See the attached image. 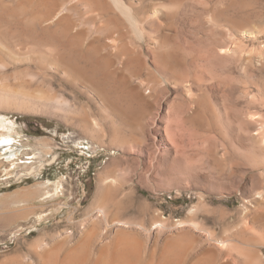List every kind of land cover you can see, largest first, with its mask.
<instances>
[{
	"label": "rangeland",
	"instance_id": "1",
	"mask_svg": "<svg viewBox=\"0 0 264 264\" xmlns=\"http://www.w3.org/2000/svg\"><path fill=\"white\" fill-rule=\"evenodd\" d=\"M91 1L54 22L62 3L0 0V264H264V0ZM97 200L135 228L94 223Z\"/></svg>",
	"mask_w": 264,
	"mask_h": 264
},
{
	"label": "bare ground",
	"instance_id": "2",
	"mask_svg": "<svg viewBox=\"0 0 264 264\" xmlns=\"http://www.w3.org/2000/svg\"><path fill=\"white\" fill-rule=\"evenodd\" d=\"M29 1H31L32 3H35L36 5L37 4H40V5H44V6H46L49 10H54V8L55 7H57L59 4H61L62 3V5L60 6L61 7V9L57 12V14L52 18V20L54 21V22H57V21H66L67 19H69V14H71L70 12L71 11H73L74 12V10H75V8H78L77 6L79 5V4H86L87 5V8H88V10H90L91 12L90 13H92L93 15H94V10L96 11L97 10V5H95L91 0H89V1H91V2H89V1H87V0H70V1H68V2H66V0H29ZM95 1V0H94ZM99 1V0H98ZM103 1H105V2H110L111 4H113L112 6H114L115 8H116V10L119 12V15H121V16H123V17H125V18H127V19H130V20H132L133 19V6H132V8L131 7H129L128 5H126L122 0H103ZM25 2V1H24ZM73 2V3H72ZM74 2H77V4H75ZM100 2H102V1H100ZM104 2V3H105ZM75 4V5H72V4ZM97 3V2H96ZM100 4V3H99ZM102 4V3H101ZM100 4V5H101ZM111 4H108L107 3V5L109 6L110 5V7H112L111 6ZM35 5V6H36ZM106 5V4H105ZM43 6V7H44ZM102 6V5H101ZM99 7V6H98ZM103 7V6H102ZM114 7H112V8H114ZM165 7V6H164ZM86 8V9H87ZM160 8V7H159ZM59 9V8H58ZM80 9V8H79ZM78 9V10H79ZM93 9V10H92ZM160 9H162V8H160ZM167 9V8H166ZM77 10V11H78ZM98 10H99V8H98ZM156 10H158V9H156ZM164 10V9H163ZM168 10V9H167ZM47 11V10H46ZM93 11V12H92ZM105 11V10H104ZM108 11V10H107ZM135 11H137V9L135 10ZM166 11V10H165ZM183 11V10H182ZM52 12V11H51ZM55 12V11H54ZM53 12V13H54ZM73 12H72V14H73ZM115 12V11H114ZM156 12H159V11H156ZM170 12V11H169ZM116 13V12H115ZM164 13H166V12H164ZM52 14V13H51ZM167 14V13H166ZM181 14H184V13H181ZM41 15V14H40ZM45 15H47V14H45ZM168 15V14H167ZM36 16H38V15H36ZM102 16V15H101ZM114 16V15H113ZM183 16V15H182ZM39 17V16H38ZM45 17V16H44ZM117 17V16H116ZM135 17V16H134ZM139 17V16H138ZM180 17V16H179ZM117 18H119V17H117ZM150 18V17H149ZM153 18V17H152ZM151 18V19H152ZM183 18V17H182ZM47 19V18H46ZM81 19H82V17H81ZM121 19V18H120ZM119 19V20H120ZM136 19V18H135ZM143 19H145V18H143ZM157 19V18H156ZM51 20V21H52ZM117 20V19H116ZM140 20V19H139ZM147 20H148V18H147ZM150 20V19H149ZM148 20V21H149ZM50 21V22H51ZM82 21V20H81ZM125 21V20H124ZM136 21V20H135ZM147 21V22H148ZM144 22H146V20L144 21ZM144 22H142V23H144ZM49 23V22H48ZM75 23V22H74ZM136 23H137V21H136ZM140 23V22H139ZM72 24V23H71ZM137 26H138V24H137ZM71 29V28H70ZM141 29V28H140ZM143 29V28H142ZM141 29V30H142ZM101 30L102 29H100V31H99V33L101 32ZM139 31V30H138ZM94 32V31H93ZM142 32V31H141ZM95 34V33H94ZM145 36H146V34L144 35V37L143 38H145ZM151 38V37H150ZM149 39V38H148ZM96 40H98V38L96 39ZM118 40V39H117ZM150 40V39H149ZM177 40V39H176ZM203 41V40H202ZM95 42V41H94ZM150 42V41H149ZM118 41H116V40H114V39H111V40H109V43H106V44H108L106 47L107 48H105V50H107V52L114 58V60L115 61H117L118 62V64L119 65H121V67L122 66H126V64H125V62L126 61H128V60H126V61H124L123 62V59H121V56L122 55H120L121 54V52H120V49H119V46H118ZM198 43H202L201 41H199ZM89 44V43H88ZM93 44H95V43H93ZM199 46H200V44H198ZM213 45V44H212ZM92 47V46H91ZM98 47V46H97ZM103 47V46H102ZM177 47V46H176ZM207 47V46H206ZM93 48V47H92ZM91 48V49H92ZM121 48V47H120ZM90 50V49H89ZM96 53V52H95ZM93 54V53H92ZM100 54H102V53H100ZM104 54H106V53H104ZM139 56H140V54H138ZM108 56V55H107ZM125 56V55H124ZM123 58V57H122ZM87 59H89V58H87ZM100 59V58H99ZM101 59H103V58H101ZM100 59V60H101ZM128 59V58H127ZM140 59V58H139ZM64 60V59H63ZM62 60V61H63ZM90 60V59H89ZM104 60V59H103ZM110 60V59H109ZM112 61H113V59H111ZM120 60V61H119ZM199 60V58H197V57H194V62H196V61H198ZM105 61V60H104ZM131 61V60H130ZM99 62V61H98ZM105 62H107V61H105ZM104 62V63H105ZM129 62V61H128ZM63 63V62H62ZM69 63V62H68ZM67 63V64H68ZM92 63V62H91ZM110 63H112V62H110ZM70 64V63H69ZM72 64V63H71ZM115 64V63H114ZM113 64V65H114ZM117 64V63H116ZM117 64V65H118ZM125 64V65H124ZM131 64V63H130ZM1 65V64H0ZM76 65V64H75ZM108 65V64H107ZM117 65H115V67L117 66ZM2 66V65H1ZM67 66V65H66ZM66 66H64V68H66ZM70 66V65H69ZM68 67V66H67ZM88 67V66H87ZM107 67H109V66H107ZM120 66H117L116 67V69H118ZM194 67V66H193ZM75 68V67H74ZM112 68V67H111ZM129 69H130V67H128ZM103 69V68H102ZM106 69V68H105ZM126 69V68H125ZM66 70V69H65ZM118 70H121V69H118ZM123 70V69H122ZM109 71V70H108ZM130 71V70H129ZM121 72V71H120ZM131 72H132V70L129 72L130 73V75H131ZM137 72H139V71H137ZM65 73V72H64ZM97 72L95 71V70H92L89 74H91L90 76H91V79H93V81H96V82H99V81H97L96 80V76H95V74H96ZM103 73V72H102ZM122 73H123V71H122ZM108 74V73H107ZM110 75V74H109ZM135 75V74H134ZM198 75V74H197ZM129 76V75H128ZM99 77V76H98ZM111 77V76H110ZM115 77V76H114ZM124 77H125V75H124ZM127 77V76H126ZM130 77V76H129ZM86 78V77H85ZM136 78V77H135ZM139 78V77H138ZM101 79V78H100ZM113 79V78H112ZM118 79V78H117ZM109 80V79H108ZM88 82V81H87ZM84 83V82H83ZM104 83V82H103ZM142 84V83H141ZM93 86H94V84H93ZM164 88V87H163ZM98 89V88H97ZM133 89H135V88H133ZM136 90V89H135ZM134 90V91H135ZM139 90V91H138ZM138 93L135 91V93H137V95L138 94H140V92H142V91H146V89H144V87L141 85L139 88H138ZM129 91H130V89H129ZM133 91V90H132ZM131 91V93L133 94V92ZM144 91V92H145ZM143 96V95H142ZM141 96V97H142ZM150 96V95H149ZM145 97V96H144ZM149 98V97H148ZM151 98V97H150ZM108 99V98H107ZM106 99V100H107ZM130 99V98H129ZM139 99H141L140 98V96H139ZM137 100H138V98H137ZM142 100V99H141ZM150 100V99H149ZM118 101V100H117ZM128 101V100H127ZM149 102V101H148ZM128 103V102H127ZM141 103H144V102H141ZM66 104V103H65ZM151 104V103H150ZM138 105H141V104H138ZM132 106V105H131ZM149 106V105H148ZM135 107V106H134ZM133 107V108H134ZM144 107V106H143ZM142 108V107H141ZM147 109H148V107H147ZM145 111V110H144ZM257 117V116H256ZM255 120V119H254ZM256 121V120H255ZM257 123H260V131L256 134V136H255V141H256V143L258 144V146H261V148H264V122L263 121H261V120H258L257 119V121H256ZM6 128V126H5V124L3 123V122H0V129H5ZM8 128V127H7ZM1 134V133H0ZM254 137V136H253ZM12 140L11 139H9V138H4L3 137V135L2 136H0V153L1 152H6L7 150H11L10 151V154H12V153H14V150H12L13 149V147H14V149H15V146H13L12 145ZM45 153V152H44ZM4 155V154H3ZM48 155V154H47ZM46 155V156H47ZM49 155H51V154H49ZM4 160V159H3ZM18 161V160H17ZM2 163L3 164H5V161H2ZM6 163H9L8 165H9V167H15L17 164H16V162L15 161H12L11 162V160H8ZM32 163H34V162H32ZM31 163V166H27V168L29 169V170H32V172H37V171H40V170H42L43 169V167H44V165H41V166H35V164H32ZM109 169V168H108ZM107 169V170H108ZM22 171V170H21ZM37 173H39V172H37ZM30 175H33V174H31L30 173ZM36 175V174H35ZM103 175V174H102ZM13 178V177H12ZM18 180V179H17ZM105 181H104V183L107 185L109 182H111L112 181V179H110V178H105L104 179ZM112 184V186H113V182L111 183ZM110 184V185H111ZM109 185V184H108ZM104 188V187H103ZM58 188H56V190H57ZM23 192V193H22ZM21 193H22V195H24V196H26V197H28L30 200L32 199V197H30L31 195H32V191L31 190H25V191H22ZM50 194V193H49ZM43 195V194H42ZM51 195V194H50ZM56 195H58V194H56ZM52 197V199L51 200H53L54 199V197H55V195H51ZM41 198H42V196H41ZM41 198L39 197V198H36L35 199V197H33V201L35 200V201H37V202H44V201H46V200H44V199H42L41 200ZM56 198H58V197H56ZM258 198V197H257ZM29 200V201H30ZM31 200V201H32ZM100 201H102V200H100ZM98 202V200L97 201H95L94 202V204H93V207H94V211H95V213H96V216H95V220H94V223H99V222H103V223H105L106 224V226H107V228H109V231H110V227H114V229L116 228V229H118L119 231H121V230H125V232L128 230V232L130 233V229L131 228H133L134 227V221H133V224H132V221H131V223L129 222V221H121V220H118V218H116L115 219V217H112L111 218V214L110 213H112L111 211L109 212V210H108V208H107V206H109V205H107L108 203H106L105 204V202L103 203V202ZM28 202V201H27ZM107 205V206H106ZM58 211V210H57ZM117 217V216H116ZM72 218V217H71ZM70 220H72V219H70ZM84 221H86V220H84ZM82 222L81 224H84L85 222ZM163 223V222H162ZM135 224H137V223H135ZM73 225V224H72ZM98 225V224H97ZM132 225H133V227H132ZM161 225V224H160ZM176 225H177V228L178 229H183V228H186V227H188L189 226V224L187 223V222H179V223H176ZM80 226H83V225H80ZM137 226V225H136ZM162 226V225H161ZM84 227V226H83ZM141 227V226H140ZM144 227V226H143ZM176 227V226H175ZM174 227V228H175ZM135 228V227H134ZM159 228V227H158ZM83 229V228H82ZM113 229V228H112ZM148 230V229H147ZM160 230V229H159ZM143 231V230H142ZM149 231V230H148ZM49 232V231H48ZM48 232H46V234H45V232H44V236H42L41 238H37V239H35L34 241H32V242H30V243H28V245L26 246L27 247V249L29 250V252H31V253H33L34 255H38V257L42 254V253H46V251H48L47 249L49 248V245L47 244V241H46V239L47 238H52L53 237V239L55 238V239H57L56 237H59V236H57V235H59V234H54V235H50V234H48ZM93 232H95V231H93ZM93 232H90V233H88L87 235H86V237L87 238H89L90 240H91V238L90 237H92L93 238V236H94V234L92 235L91 233H93ZM107 232V230L105 231V233ZM118 232V231H117ZM124 232V233H125ZM125 233V235H129V233ZM141 232V231H140ZM161 232V231H160ZM123 233V232H122ZM123 233V234H124ZM70 234H71V232H70ZM97 234V233H96ZM107 234V233H106ZM105 234V236H107ZM121 234V233H120ZM137 234V233H136ZM43 235V234H42ZM124 236V235H123ZM122 236V237H123ZM68 237V236H67ZM96 237V236H95ZM69 238V237H68ZM108 238V237H107ZM118 238H120L119 237V235H118ZM125 238V237H124ZM123 238V239H124ZM89 239H87V240H89ZM120 239H122V238H120ZM130 239V238H129ZM63 240H65V238L63 239ZM63 240H61V242L63 241ZM67 240V239H66ZM71 240V239H70ZM85 240V239H84ZM90 240H89V242H90ZM105 240V239H104ZM103 240V241H104ZM115 240V239H114ZM117 240V239H116ZM125 240L126 241H128L126 238H125ZM59 241H60V239H59ZM86 241V240H85ZM107 241V240H106ZM105 241V242H106ZM112 241V240H111ZM121 241H123V240H120V242ZM64 242V241H63ZM65 242H67L68 244H69V240L68 241H65ZM65 242L63 243V244H61L62 246H64L65 245ZM88 242V243H89ZM91 242H93V241H91ZM90 242V243H91ZM117 242V241H116ZM116 242H113L114 244H115V247H116ZM136 242V241H135ZM88 243H86V244H88ZM119 243V239H118V242H117V246L118 245H120V244H118ZM123 243V242H122ZM68 244L66 245V246H68ZM127 244V243H126ZM131 244H132V242H131ZM134 244V243H133ZM89 245V244H88ZM104 245V244H103ZM112 245V244H111ZM122 245V244H121ZM85 246H87V245H85ZM110 246V245H109ZM130 246V245H129ZM219 246L220 247H225V246H227L224 242H220L219 243ZM65 247V246H64ZM69 247V246H68ZM104 247H105V245H104ZM112 247V246H111ZM114 247V248H115ZM126 247H128V244H127V246ZM217 247V246H216ZM106 248V247H105ZM104 248V249H105ZM121 248V247H120ZM131 248H132V246H131ZM134 248H135V246H134ZM138 248V247H137ZM54 249V248H53ZM65 250L66 249H68L67 247L66 248H64ZM85 249V248H84ZM91 250V248H88L87 250L88 251H90ZM101 249H102V247H101ZM103 249V252L105 251ZM112 249V248H111ZM117 249V248H116ZM115 249V250H116ZM123 249H127V248H125V246H124V248ZM129 249V248H128ZM127 249V250H128ZM133 249V248H132ZM87 250H85V251H87ZM114 249H113V251H115ZM134 250V249H133ZM49 251H52V250H49ZM77 251V250H76ZM101 252H102V250H100ZM109 251H111V250H109ZM118 251V250H117ZM126 251V250H125ZM129 251H130V249H129ZM72 252V251H71ZM84 252V251H83ZM82 252V253H83ZM133 252V251H132ZM136 252H138V251H136ZM49 253H51V252H49ZM89 253V252H88ZM106 253V252H105ZM113 253V252H112ZM115 253V252H114ZM125 253V252H124ZM127 253H128V251H127ZM127 253H126V257L128 256L127 255ZM130 253V252H129ZM47 254V253H46ZM71 254H73V253H71ZM77 254V253H76ZM78 254H81V253H78ZM77 254V255H78ZM83 254H86V253H83ZM98 254V253H97ZM104 254V253H103ZM115 254H118V253H115ZM132 254V253H131ZM134 254V253H133ZM135 254H137V253H135ZM76 255V256H77ZM100 255H102V254H100ZM119 255V254H118ZM43 256V255H42ZM72 256V255H71ZM80 255H78V257H79ZM81 256H82V254H81ZM88 255H86V257H87ZM133 256V255H132ZM137 256V255H136ZM21 257H22V255H18V256H16V259H20L21 260ZM41 257V256H40ZM70 257V256H69ZM74 257V256H73ZM85 257V258H86ZM89 257V256H88ZM124 257H125V255H124ZM125 257V258H126ZM258 257V256H257ZM66 258V257H65ZM72 257H70L69 258V261H70V259H71ZM101 258V257H100ZM99 257H98V259H97V261H100L101 259H100ZM131 257H129V259H130ZM134 258V257H133ZM135 258H137V257H135ZM13 259H15V257L13 258ZM23 259V258H22ZM41 259V258H40ZM12 260V259H11ZM11 260H10V263H11ZM87 260V259H86ZM95 260V259H94ZM67 262H68V259L66 260ZM78 261V260H77ZM80 261V260H79ZM78 261V262H79ZM96 261V262H97ZM116 261V260H115ZM9 262V261H8ZM14 262V261H13ZM13 262H12V264H13ZM16 262V261H15ZM21 262H23V260L21 261ZM21 262H19V264L21 263ZM24 262H27V260L26 261H24ZM23 262V263H24ZM82 262H85L84 261V259H83V261ZM87 262V261H86ZM85 262V263H86ZM92 262H94V261H92ZM100 262H102V260L100 261ZM100 262H98V264L100 263ZM117 262V261H116ZM116 262H115V264H116ZM119 262V261H118ZM22 263V264H23ZM64 263V262H63ZM91 263V262H90ZM4 264H7L6 262H4ZM9 264V263H8ZM27 264V263H26ZM28 264H32V262L31 263H28ZM54 264H55V262H54ZM62 264V263H61ZM66 264H68V263H66ZM77 264V263H76ZM89 264V263H88ZM121 264V263H120Z\"/></svg>",
	"mask_w": 264,
	"mask_h": 264
}]
</instances>
